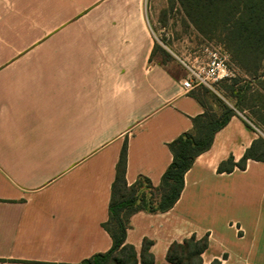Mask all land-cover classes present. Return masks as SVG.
I'll list each match as a JSON object with an SVG mask.
<instances>
[{
  "label": "crops",
  "instance_id": "1",
  "mask_svg": "<svg viewBox=\"0 0 264 264\" xmlns=\"http://www.w3.org/2000/svg\"><path fill=\"white\" fill-rule=\"evenodd\" d=\"M146 0H0V264H79L113 245L103 227L127 146L129 185L158 187L169 144L204 108L187 72L152 59ZM258 138L241 115L218 131L167 212L130 218L154 264L207 236L204 264H264V161L219 173Z\"/></svg>",
  "mask_w": 264,
  "mask_h": 264
},
{
  "label": "trees",
  "instance_id": "2",
  "mask_svg": "<svg viewBox=\"0 0 264 264\" xmlns=\"http://www.w3.org/2000/svg\"><path fill=\"white\" fill-rule=\"evenodd\" d=\"M179 5L186 21L203 38L217 40L229 52L233 65L251 81H246V92L238 87L236 107L240 112L253 108L250 100L264 104V0H169ZM156 46L154 48L152 59ZM164 64V63H161ZM165 65V64H164ZM224 79L218 90L224 95L234 94L235 86L241 81L232 79V85ZM256 83L257 86L253 85ZM252 84V85H251ZM249 90H251L250 93ZM192 96L204 108L203 114L192 119L193 128L169 144L172 163L162 176L158 187L148 179L129 185L126 179L127 146H123L116 165L115 180L109 204V218L103 224L112 238V248L79 264H154L150 252L152 241L144 239L140 256L134 246L126 243L130 218L137 212H167L174 207L184 189V177L196 158L207 152L218 131L224 128L236 114L230 107L223 106L222 114L208 108L193 91ZM255 120L264 125L259 111L253 113ZM247 124V123H246ZM248 126V124H247ZM249 127V126H248ZM249 160L264 161V138L258 137L236 161L233 156L219 164V173L244 170ZM208 248V238L198 239L195 235L183 242H174L167 252L166 264H204L202 254ZM212 264H219L218 261Z\"/></svg>",
  "mask_w": 264,
  "mask_h": 264
},
{
  "label": "rangeland",
  "instance_id": "3",
  "mask_svg": "<svg viewBox=\"0 0 264 264\" xmlns=\"http://www.w3.org/2000/svg\"><path fill=\"white\" fill-rule=\"evenodd\" d=\"M148 8V18L152 24V34L156 40V50L154 60L158 63L169 65L173 70L179 69L187 72L183 63L189 66H197L195 59L205 60L208 53L206 48L218 49L228 56L232 79L241 80L234 90V94H221L218 90L222 82H216L212 88L198 86L195 88V95L202 100L205 105L222 114L223 106L230 107L236 114L241 115L248 126L258 130V137L264 138V125L255 120L253 113L259 111L260 116L264 117V104L250 100L253 108L240 112L237 107L238 87H242V95L246 92V81L251 79L239 72L233 65L229 52L217 40H208L199 35L196 30L186 21L179 5L172 4L169 0H146ZM264 66V65H263ZM227 83L232 85V81ZM253 85L257 86L256 83ZM251 84V85H252ZM249 90L248 93H250Z\"/></svg>",
  "mask_w": 264,
  "mask_h": 264
},
{
  "label": "built area",
  "instance_id": "4",
  "mask_svg": "<svg viewBox=\"0 0 264 264\" xmlns=\"http://www.w3.org/2000/svg\"><path fill=\"white\" fill-rule=\"evenodd\" d=\"M208 53L205 60L195 59L197 66H189L185 63L187 76L182 81V87L186 91H192L198 86L212 88L216 82L232 77L228 56L218 49L206 48Z\"/></svg>",
  "mask_w": 264,
  "mask_h": 264
}]
</instances>
